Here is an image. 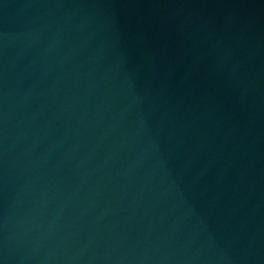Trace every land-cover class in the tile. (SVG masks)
I'll use <instances>...</instances> for the list:
<instances>
[{
  "label": "water",
  "instance_id": "water-1",
  "mask_svg": "<svg viewBox=\"0 0 264 264\" xmlns=\"http://www.w3.org/2000/svg\"><path fill=\"white\" fill-rule=\"evenodd\" d=\"M0 264H264V0H0Z\"/></svg>",
  "mask_w": 264,
  "mask_h": 264
}]
</instances>
